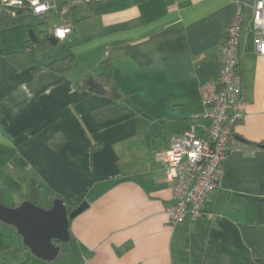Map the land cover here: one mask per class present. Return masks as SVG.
Wrapping results in <instances>:
<instances>
[{
	"label": "crops",
	"instance_id": "1",
	"mask_svg": "<svg viewBox=\"0 0 264 264\" xmlns=\"http://www.w3.org/2000/svg\"><path fill=\"white\" fill-rule=\"evenodd\" d=\"M55 1L73 29L30 50L31 65L20 69L6 57L23 48L24 25L0 33V166H31L67 201L87 203L69 223L78 264H264V148L242 140L264 143V55L241 45L244 114L220 186L195 221L167 223L172 189L156 154L168 145L166 117L206 116L199 87L220 74L234 1ZM48 13L51 31L62 14ZM70 53L65 74L47 67ZM105 57L129 93L128 110L96 121L92 109L108 98L79 85ZM56 131L65 143L55 151L46 139Z\"/></svg>",
	"mask_w": 264,
	"mask_h": 264
},
{
	"label": "built area",
	"instance_id": "2",
	"mask_svg": "<svg viewBox=\"0 0 264 264\" xmlns=\"http://www.w3.org/2000/svg\"><path fill=\"white\" fill-rule=\"evenodd\" d=\"M9 6L20 0H2ZM234 17L226 27L221 45L223 66L216 81L200 85L199 93L207 108L208 124L201 132L191 125L172 136L167 147L156 154L161 160L165 180L171 185L173 202L167 208V223L181 225L195 221L210 192L220 186L223 165L230 147L233 127L244 114L245 99L241 75V45L251 36L252 50L264 55V0H232ZM34 13L58 11L60 22L51 28L52 36L63 40L73 29L66 7L55 0H30ZM68 29L61 38L59 32Z\"/></svg>",
	"mask_w": 264,
	"mask_h": 264
},
{
	"label": "trees",
	"instance_id": "3",
	"mask_svg": "<svg viewBox=\"0 0 264 264\" xmlns=\"http://www.w3.org/2000/svg\"><path fill=\"white\" fill-rule=\"evenodd\" d=\"M101 1V0H100ZM95 3V1H92ZM92 2H88L92 4ZM98 2V1H97ZM0 33L3 30L16 24H23L27 31V38L23 42V48L18 50H10L6 53L7 59L17 68H25L33 63V59L30 56L29 51L38 49L45 43H49V36L52 35L50 29L47 26V18L50 13L36 14L33 12L30 6V0H20V4L9 6L6 2L0 0ZM62 3H58L60 8ZM29 31H33L34 38L29 37ZM246 44L251 45V36L248 35ZM3 46V42L0 37V48ZM248 46V45H247ZM75 55L73 53L67 54L59 59L53 60L48 63L47 67L60 74H65L71 70L74 66ZM242 84L244 85V69L241 65ZM114 66L110 57H105L100 61V69L98 74L93 78L102 84L103 92L101 95L108 98V101L95 106L91 113L96 121H104L106 119L121 115L128 109L122 103V100L126 98L129 93L124 91L122 87L117 83L115 79ZM90 73H85L79 88L95 92L94 89H90L86 83ZM208 118L203 117H183V116H170L166 117L164 121V130L167 143L172 136L182 133L188 129L191 125L204 122L208 124ZM201 132V129H199ZM245 144L250 146H259L264 148V143L252 142L244 140ZM46 143L53 150H59L65 143V136L56 131L47 137ZM96 144L93 149L96 148ZM12 176L24 186V191L21 193L20 201H15L11 191L0 180V202L6 206H16L21 201L27 200L41 208L49 209L52 206V200L54 198H60L66 206L67 212L76 208L81 201L70 202L64 197V195L50 187H48L41 176L31 166H20L14 164L10 168ZM261 228L264 233V224H261ZM21 242V237L16 233V230L11 225L5 224L0 221V264H29V249L25 253V258L22 261L14 263L10 261L6 256L2 254L3 251L8 250L16 246ZM55 244L57 241L53 240ZM67 243H60V252L64 251ZM59 252V253H60Z\"/></svg>",
	"mask_w": 264,
	"mask_h": 264
},
{
	"label": "water",
	"instance_id": "4",
	"mask_svg": "<svg viewBox=\"0 0 264 264\" xmlns=\"http://www.w3.org/2000/svg\"><path fill=\"white\" fill-rule=\"evenodd\" d=\"M29 37L34 38L33 31H29ZM51 44L57 40L51 35L48 38ZM86 83L96 93L103 92L101 83L95 81L92 76ZM87 203L82 201L79 205L67 212L66 206L60 198L52 200L49 209L41 208L27 200L10 207L0 202V221L11 225L21 237L22 244L29 252L46 261L54 260L60 252V243H67L70 239V219L80 213ZM53 240L57 241L55 244Z\"/></svg>",
	"mask_w": 264,
	"mask_h": 264
},
{
	"label": "rangeland",
	"instance_id": "5",
	"mask_svg": "<svg viewBox=\"0 0 264 264\" xmlns=\"http://www.w3.org/2000/svg\"><path fill=\"white\" fill-rule=\"evenodd\" d=\"M53 20L52 17L48 19L47 25ZM23 27V26H22ZM0 180L11 191L15 201H20L21 193L24 191L23 184H20L11 174L10 165L0 166ZM75 245L67 243L64 251H61L58 256L51 261H46L36 257L33 254L29 255V264H78V254L75 250ZM27 249L22 242H19L16 246L2 252L10 261L17 263L25 258Z\"/></svg>",
	"mask_w": 264,
	"mask_h": 264
},
{
	"label": "clouds",
	"instance_id": "6",
	"mask_svg": "<svg viewBox=\"0 0 264 264\" xmlns=\"http://www.w3.org/2000/svg\"><path fill=\"white\" fill-rule=\"evenodd\" d=\"M68 31H69L68 29H63V30H61V31L59 32V36H60L61 38H63V37L67 34Z\"/></svg>",
	"mask_w": 264,
	"mask_h": 264
}]
</instances>
